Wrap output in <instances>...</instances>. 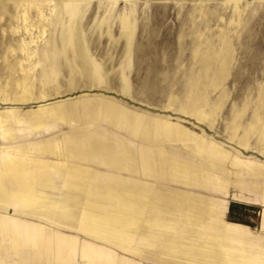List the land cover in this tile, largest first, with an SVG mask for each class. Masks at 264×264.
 <instances>
[{"label":"rangeland","instance_id":"rangeland-1","mask_svg":"<svg viewBox=\"0 0 264 264\" xmlns=\"http://www.w3.org/2000/svg\"><path fill=\"white\" fill-rule=\"evenodd\" d=\"M9 154L55 165L59 186L78 171L145 196L137 254L0 206V221L75 239V264L83 243L132 264H192L139 237L154 220L176 245L214 224L212 237L264 252V0H0V161ZM28 250L1 246L0 264H43Z\"/></svg>","mask_w":264,"mask_h":264},{"label":"crops","instance_id":"crops-1","mask_svg":"<svg viewBox=\"0 0 264 264\" xmlns=\"http://www.w3.org/2000/svg\"><path fill=\"white\" fill-rule=\"evenodd\" d=\"M114 162L115 161L110 160V163H114ZM46 164L44 166V172L48 174V175H46L47 176L46 181H48L50 183L45 182V184H44L45 186L38 183L39 187H38L37 183L34 184V188L36 190L38 189L39 193H41V191L43 190L42 193L44 194V196H43L44 200L41 201V199H42V196H41L38 201H39V203L44 202L43 203L44 207L36 208L37 211L39 210L38 212H40V213H38L35 210L36 212H32V213L30 212L31 214L29 213L27 215L33 214V216H37L39 218H44L47 222H48V220L51 221V219H52V221L51 222L49 221L48 223H50V224L52 223V225L54 227H58V228L62 227L63 224L65 223L63 227L69 226L73 229L78 228L76 230H79L80 232H82L88 236L91 235V237H93V238L98 237L97 241H104V242L106 241V243L108 242V244H112V245L115 244V246L117 245L116 247H119V249H121L124 252L127 251V252H131L132 254H137V252H138L137 248H134L129 244L133 241V238H135V235H133V233L130 231H132L133 227L138 226L136 224H135L136 226L133 225L132 222L140 219L141 214L143 212V209L146 206L145 196L138 195L135 192L133 193L130 190L131 187L126 186V185H124V186H113L110 184H106L103 186L101 184L99 185L97 183H91L83 173H80L78 171H70L68 174H65L64 182H63L64 184H63V186H59L56 183H58L57 176L61 175L60 173H62L61 169H59L58 167H55V165L52 166L53 167L52 168L51 165H49V164L46 165ZM165 164L167 166H170L171 162L170 163L164 162V165ZM164 165H163V168H164ZM48 166H49V168H48ZM35 167H36L35 169H34V166L31 167L32 172L38 173L39 171H41V169H40L42 167L41 164H37V165H35ZM36 169L38 170V172ZM45 169H47V170H45ZM49 169H51V170H49ZM68 177H69V179H67ZM197 177L198 176L195 173H193L191 178L193 180V179H197ZM51 179L52 180L54 179L56 182L54 180H53L54 181L53 182ZM73 179H75V180H73ZM80 180H82V181H80ZM73 181H75V182H73ZM80 182H82L85 186L83 184H81ZM88 183H90V184H88ZM53 185H55L56 187L54 186V188H53L52 187ZM82 185L84 187H82ZM57 186L59 188H64V189L69 190V191L70 190L76 191L78 193V195H76L77 197L74 196L73 199H69L70 197H68V199H65L62 202H60V201L53 200V197H51V195H47L46 193H44L45 189L50 188V187L52 189H57ZM68 187H69V189H68ZM100 187H101L103 192L101 191ZM116 189H118V190H116ZM79 190H81V191H79ZM102 193H104V194H102ZM112 193H114V194L112 195ZM80 195L85 196L84 202L79 201L78 197ZM100 197L102 200L100 199ZM46 198H47V200H46ZM50 202L52 203V205ZM127 204H129V205H127ZM54 205H56L57 208H55ZM125 205H127V207ZM61 206H63V209ZM70 206H71V208H70ZM124 206H125V208H124ZM65 207H66V209H65ZM130 207H132V208L130 209ZM42 208H43L44 213L42 211ZM67 208L70 209V211ZM48 209H49V211H48ZM51 209H52V211L54 210L53 212H55L54 213L55 215L53 214V212H50ZM72 210L75 211V214H74V212H72ZM121 210H122V212H121ZM129 211H130V213H129ZM68 212H69V214H68ZM131 212H133V213H131ZM38 215H41V216H38ZM47 215H50V216H48L49 218H46ZM67 215H68V217H67ZM212 215L217 216L218 214H216L214 211H210L207 213L206 212L205 213L199 212L196 214L192 213L188 217L187 220L191 226H195V225L199 224L198 222L206 223L205 222L206 218L209 216H212ZM261 216L263 217V227H264V209L262 210ZM55 218H58V220L57 219L55 220ZM73 219H74V222H76V224L71 221ZM193 219H194V221H193ZM61 220H62V222H61ZM67 220H69V221H67ZM70 221H71V223H70ZM154 221L151 224L152 227L148 228L149 232L148 231L143 232L144 231V229H143L142 234L140 233L139 237L141 239L146 238L145 240L146 241L149 240V242L152 243L153 246H158L160 248V251L164 252L163 254L169 255L173 258H180V257H178V254H179L180 256H182L180 259H183V260L190 262L192 264H264V252L257 251V250H247L243 246L239 245L240 242L234 241L230 238L221 237V238L216 239V238L212 237L211 236V234H213L212 231H214L218 228H222L221 226H217L214 224H207L206 229H207V231L211 230V232H209V231L207 232L206 229L203 232L200 231L201 233H203L204 235L207 236L206 238L197 239L196 242L195 241L192 242L189 239L181 240L180 245H176L177 244L176 240L174 239L172 233L170 232V231L176 230V228H174L173 226L164 225L161 222L156 221V220H154ZM6 223H9V222H6ZM9 224H11L12 226L9 225L11 227H6V234L3 236L0 235V238H1L0 239V247L4 246V245H10L12 247L19 248V250L20 249L23 250V248H24L23 251H29L28 249H31V248L32 249L33 248L38 249L37 246H39L41 244L40 245L41 247L39 246L40 250L38 249L39 253H40L39 259L37 257H36V259L40 260V262H42L43 264H47V261L50 264L52 262L51 258L53 260V264H72V262H73V264H75L73 257L70 254H68V248L72 247V248L76 249L77 245H79V243H77V241L75 239L71 240V242H70L62 234L56 233L55 231L52 233L51 231H46V230L39 228V227L23 225V224H19L17 222H12V223L10 222ZM57 224L60 226H58ZM18 225H20V226H18ZM74 225H76V226H74ZM7 226H8V224H7ZM13 226H15V227H13ZM15 228H16V230H15ZM129 228H131V229H129ZM18 229H20V230H18ZM16 231H17V233H15ZM21 233H22V236L20 235ZM39 234H40V236H39ZM6 235H8L9 237H7ZM19 235H20V237H19ZM99 235L102 237H100ZM132 235H133V237H132ZM42 236H44V237H42ZM95 236H97V237H95ZM15 237H17V238L15 239ZM27 237H28V239H27ZM34 237L36 238V240L34 239ZM262 237H264V230H262L261 237H260L262 239V241L264 242V239ZM37 238H39L40 240ZM43 238H45V239H43ZM103 238H105V239H103ZM109 238H111V239L109 240ZM138 239L139 238H136V240H135L136 243H137ZM1 240L5 241L7 243L5 244V242L3 243ZM35 241H36V243H35ZM188 241H190L191 243L190 242L188 243ZM228 241H230V242H228ZM16 242H17V245H16ZM33 243H35V244H33ZM45 246H46V249H44ZM58 246H60V247H58ZM80 246L81 247L79 249H81L80 250L81 257L85 261L86 264H130L131 263L126 259L117 257L116 255H114L113 253H110V251H107V249H105L103 247L96 246L94 243H86V244L83 243V244H80ZM42 247H44V248H42ZM56 247H58V249H60L59 253L61 255H58L59 253L57 252L58 249H56ZM90 248H92V249H90ZM51 252H52V254H51ZM66 252H67V254H66ZM109 253H110V255H109ZM57 255L59 256V258ZM49 257H50V259H49ZM68 260H70V261H68ZM67 261L70 263H68ZM88 261H91L93 263L88 262ZM94 261H96V263Z\"/></svg>","mask_w":264,"mask_h":264},{"label":"bare ground","instance_id":"bare-ground-1","mask_svg":"<svg viewBox=\"0 0 264 264\" xmlns=\"http://www.w3.org/2000/svg\"><path fill=\"white\" fill-rule=\"evenodd\" d=\"M69 56V55H68ZM74 70V69H73ZM73 72V71H72ZM24 84V83H23ZM27 86H25V90L27 89L26 88ZM28 90V89H27ZM42 108V107H41ZM41 108H39V109H37V110H35L33 113L36 115V116H39V115H45V113H41V112H43V110H45V108L43 109H41ZM48 111V110H47ZM53 111H55V109L53 110ZM52 111V112H53ZM55 113H56V115H60V116H66V114H65V112L64 111H62V108L60 109V107H59V109L58 110H56L55 111ZM39 119V118H38ZM68 119V118H67ZM9 148V147H8ZM3 157H4V155H3ZM4 160L3 161H0V206H2V207H5V206H8V205H14V206H16V208H15V210L17 209V212H23V213H26V214H29L30 212L32 213V212H36L37 211V209L35 208V207H41V206H43L44 204V202L43 203H39V198L41 197V196H38V195H40L37 191H38V189H37V191H36V189L34 188V184L35 183H40V184H42V185H44L45 184V182H48V181H46V175H48L47 173H45L44 172V166H45V162H43L42 164H41V171H39L40 172V174H39V172H38V170H37V172H38V174L35 172V174H34V172H32V168L31 167H33L34 165H33V161H31V162H29V160H27L26 159V157L24 158V156H22V155H20V156H17V155H12V154H9V155H6V157L5 158H3ZM35 163V162H34ZM37 163V162H36ZM35 163V164H36ZM40 164V163H39ZM62 164V163H61ZM65 164V163H64ZM46 165H48V164H46ZM57 166H58V164H57ZM39 167V166H38ZM52 167V166H51ZM68 167V166H67ZM47 168V167H46ZM48 168H49V166H48ZM47 168V169H48ZM53 168V167H52ZM47 169H45V170H47ZM55 169V168H54ZM35 170V171H36ZM49 170H51V169H49ZM65 170V169H64ZM52 172V171H51ZM50 172V173H51ZM55 172V171H54ZM58 173V172H57ZM60 174H62V173H60ZM68 174V173H67ZM51 175V174H50ZM55 175V174H54ZM49 177V176H48ZM55 177V176H54ZM58 177V176H57ZM73 178V177H72ZM67 179H69V177L67 178ZM52 180V179H51ZM54 180V179H53ZM52 180V181H53ZM73 180H75V179H73ZM79 180V179H78ZM50 181V180H49ZM55 181V180H54ZM53 181V182H54ZM80 181H82V180H80ZM56 182V181H55ZM73 182H75V181H73ZM48 183H50V182H48ZM47 183V184H48ZM81 184H83L82 182H80ZM85 183V182H84ZM46 184V185H47ZM55 184V183H54ZM57 184V183H56ZM88 184H90V183H88ZM77 185V184H76ZM84 185V184H83ZM82 185V187H84ZM45 186V185H44ZM54 186L55 185H53L52 187L54 188ZM74 186V185H73ZM81 186V185H80ZM38 187H39V184H38ZM43 187V186H42ZM56 187V186H55ZM78 187V186H77ZM44 188V187H43ZM46 188V187H45ZM59 187L57 186V189H58ZM50 189H51V187H50ZM68 189H69V187H68ZM75 189V188H74ZM98 189V188H97ZM100 189H101V187H100ZM116 190H118V189H116ZM41 191V190H40ZM70 191H72V190H70ZM79 191H81V190H79ZM101 191H102V189H101ZM111 191V190H110ZM103 192V191H102ZM119 192V191H118ZM41 193H42V191H41ZM45 193V192H44ZM101 193V192H100ZM120 193V192H119ZM102 194H104V193H102ZM110 194V193H109ZM114 193H112V195H113ZM43 195V194H42ZM46 195V194H45ZM47 196V195H46ZM81 196V195H80ZM115 196V195H114ZM117 196V195H116ZM39 197V198H38ZM75 197H77V196H75ZM99 197V196H98ZM102 197V196H101ZM101 197H100V199H101ZM106 197V196H105ZM79 198V197H78ZM119 198V197H118ZM42 199L44 200V198L42 197ZM41 199V200H42ZM49 199V198H48ZM104 199V198H103ZM46 200H47V198H46ZM102 200V199H101ZM110 200V199H109ZM53 201V200H52ZM111 201V200H110ZM101 202V201H100ZM112 202V201H111ZM51 203V202H50ZM64 203V202H63ZM46 204V203H45ZM51 205H52V203H51ZM66 205V204H65ZM127 205H129V204H127ZM127 205H125L126 207H127ZM55 206V208H57L56 207V205H54ZM59 206V205H58ZM125 206H124V208H125ZM34 207V208H33ZM60 207V206H59ZM62 207V209H63V206H61ZM129 207V206H128ZM33 208V209H32ZM70 208H71V206H70ZM116 208V207H115ZM122 208V207H121ZM132 207H130V209H131ZM43 209V208H42ZM50 209V208H49ZM49 209H48V211H49ZM65 209H66V207H65ZM68 209V208H67ZM36 210V211H35ZM69 211H70V209H68ZM120 210V209H119ZM39 211V210H38ZM37 211V212H38ZM43 211V210H42ZM54 211V210H53ZM52 211V209H51V211L50 212H53ZM63 211V210H62ZM64 212V211H63ZM72 212H74V214H75V211H73L72 210ZM121 212H122V210H121ZM30 213V214H31ZM38 213H40V212H38ZM43 213H44V211H43ZM47 213V212H46ZM49 213V212H48ZM55 212H53V214H54ZM62 213V212H61ZM77 213V212H76ZM129 213H130V211H129ZM131 213H133V212H131ZM36 214V213H35ZM42 214V213H41ZM52 214V213H51ZM58 214V213H57ZM63 214V213H62ZM61 214V215H62ZM68 214H69V212H68ZM72 214V213H71ZM126 214V213H125ZM33 215V214H32ZM55 215V214H54ZM132 215V214H131ZM38 216H41V215H38ZM48 216H50V215H47V217L46 218H49ZM53 216V215H52ZM63 216V215H62ZM61 216V217H62ZM66 216V215H65ZM57 217V216H56ZM67 217H68V215H67ZM66 217V218H67ZM59 218V217H58ZM58 218H55V220L57 219L58 220ZM70 218V217H69ZM63 220V219H62ZM62 220H61V222H62ZM50 220H48V222H49ZM51 221H52V219H51ZM50 221V222H51ZM60 221V220H59ZM67 221H69V220H67ZM72 222H74V219L73 220H71ZM71 221H70V223H71ZM78 222V221H77ZM155 222V221H154ZM69 223V222H68ZM75 224H76V222H74ZM7 224L8 223H5L4 221H0V235L1 236H3V235H5L6 234V227H7ZM52 224V223H51ZM56 224V223H55ZM60 224V223H59ZM65 224V223H64ZM64 224H63V226H64ZM9 225H11V224H9ZM58 225V224H57ZM67 225V224H66ZM70 225V224H69ZM12 226V225H11ZM11 226H9V227H11ZM18 226H20V225H18ZM58 226H60V225H58ZM74 226H76V225H74ZM73 226V227H74ZM13 227H15V226H13ZM66 227H69V226H66ZM138 227H139V225H138ZM69 228H71V227H69ZM75 228V227H74ZM137 228V227H136ZM76 229H78V228H76ZM129 229H131V228H129ZM15 230H16V228H15ZM14 230V231H15ZM18 230H20V229H18ZM31 230V229H30ZM33 230V229H32ZM127 230V229H126ZM161 230V229H160ZM146 231H148L149 232V230L147 229ZM167 231V230H166ZM165 231V232H166ZM20 232V231H19ZM84 232V231H83ZM127 232V231H126ZM130 232H132V231H130ZM162 232V231H161ZM160 232V233H161ZM15 233H17V231L15 232ZM86 233V232H85ZM88 233V232H87ZM133 233V232H132ZM168 233V232H167ZM170 233V232H169ZM24 234V233H23ZM123 234V233H122ZM126 234V233H125ZM128 234V233H127ZM17 235V234H16ZM21 236H22V233L20 234ZM20 235H19V237H20ZM104 235V234H103ZM133 235H134V233H133ZM133 235H132V237H133ZM168 235V234H167ZM7 237H9L8 235H6ZM38 236V235H37ZM39 236H40V234H39ZM59 236V235H58ZM91 236V235H90ZM100 236V235H99ZM162 236V235H161ZM171 236V235H170ZM42 237H44V236H42ZM95 237H97V236H95ZM100 237H102V236H100ZM163 237V236H162ZM165 237V236H164ZM17 237H15V239H16ZM40 238V237H39ZM39 238H37V239H39ZM56 238V237H55ZM63 238V237H62ZM98 238V237H97ZM20 239V238H19ZM27 239H28V237H27ZM34 239L36 240V238L34 237ZM41 239V238H40ZM39 239V240H40ZM43 239H45V238H43ZM102 239V238H101ZM103 239H105V238H103ZM111 238H109V240H110ZM165 239V238H164ZM10 240V239H9ZM47 241V240H46ZM50 241V240H49ZM48 241V242H49ZM55 241V240H54ZM53 241V242H54ZM108 241V240H107ZM121 241V240H120ZM11 242V241H10ZM106 242V241H105ZM30 243V242H29ZM35 243H36V241H35ZM35 243H33V244H35ZM64 243V242H63ZM108 243V242H107ZM160 243V242H159ZM158 243V244H159ZM10 244V243H9ZM15 244V243H14ZM48 244V243H47ZM61 244V243H60ZM59 244V245H60ZM65 244V243H64ZM75 244V243H74ZM86 244V243H85ZM130 244V243H129ZM157 244V245H158ZM16 245H17V242H16ZM37 245V244H36ZM41 245V244H40ZM39 245V246H40ZM52 245V244H51ZM58 245V244H57ZM115 245V244H114ZM39 246H37L38 247V249H39ZM53 246V245H52ZM51 246V247H52ZM63 246V245H62ZM61 246V247H62ZM65 246V245H64ZM68 246V245H67ZM78 246V245H77ZM117 246V245H116ZM126 246V245H125ZM161 246V245H160ZM35 247V246H34ZM36 247V248H37ZM41 247V246H40ZM54 247V246H53ZM58 247H60V246H58ZM58 247H56V249H58ZM91 247V246H90ZM127 247V246H126ZM30 248V247H29ZM42 248H44V247H42ZM32 249V248H31ZM44 249H46V246H45V248ZM63 249V248H62ZM90 249H92V248H90ZM23 250H24V248H23ZM40 250V249H39ZM42 250V249H41ZM59 250L60 249H58V253H59ZM63 251V250H62ZM92 252V251H91ZM57 253V254H58ZM42 254V253H41ZM66 254H67V252H66ZM95 254V253H94ZM99 254V253H98ZM235 254V253H234ZM58 255H61L60 253L58 254ZM57 255V256H58ZM105 255V254H104ZM108 255V254H107ZM106 255V256H107ZM109 255H110V253H109ZM246 256V255H245ZM66 257V256H65ZM98 257V256H97ZM112 257V256H111ZM239 257V256H238ZM55 258V257H54ZM58 258H59V256H58ZM49 259H50V257H49ZM61 260V259H60ZM68 261H70V260H68ZM67 261V262H68ZM73 261V260H72ZM116 261V260H115ZM48 262V261H47ZM59 262V261H58ZM66 262V261H65ZM88 262H91V261H88ZM95 263H96V261H94ZM68 263H70V262H68ZM91 263H93V262H91ZM72 264H73V262H72ZM131 264V263H130Z\"/></svg>","mask_w":264,"mask_h":264}]
</instances>
